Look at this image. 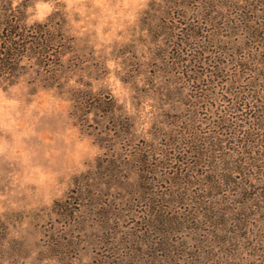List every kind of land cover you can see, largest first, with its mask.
Wrapping results in <instances>:
<instances>
[{
  "label": "rangeland",
  "instance_id": "374dc122",
  "mask_svg": "<svg viewBox=\"0 0 264 264\" xmlns=\"http://www.w3.org/2000/svg\"><path fill=\"white\" fill-rule=\"evenodd\" d=\"M186 2L180 5L169 0H152L134 33L120 24L119 28L125 31L118 35L114 25L108 33L100 32V42L79 39L91 31L93 25L90 21L97 14L86 5L78 6L75 11L82 19L76 20L74 13L72 18V24L76 26L73 34L78 38H70L66 24L62 31L69 40L62 58V63L72 69L71 72L67 69L69 81L59 88L45 87L40 82H30V78L24 76L19 84L12 86L36 90L27 111L29 115L33 111L38 114L31 123L17 121V126L23 129L19 135L34 138L27 144H18V159L21 160L23 175L20 172L8 175L14 177L13 185L18 184L26 198L13 199L21 191L0 193V238L12 229L13 224L21 229L34 230L39 241V264H76L77 259L83 264V254L91 255V264H264V200L255 201L263 209L249 207L250 217L243 221L244 226H234L235 217H238L235 212L243 198L224 194L219 201L225 203L232 197L237 204L233 206L236 209L234 213L225 216L230 224L219 227L217 222H188L186 228H181V233L169 229L170 241L160 240L159 243H162L156 246L153 239L158 236L145 223L150 218L149 210L154 207L155 201H159L158 205L170 210L176 217L195 212V216L201 218V214L198 215L199 207L192 200L197 185L190 189V197L181 193L178 203L165 196L173 190V180L168 176L179 170H187L195 162L194 158L187 156L190 149L184 143L174 145L176 140H181L179 135H184L187 129L188 117L192 113L187 105L188 99L196 94V84L189 86L186 71L203 72L206 69L202 63L186 62L193 60V50L183 47L180 39L187 23L201 26L202 36L206 39L215 34L214 25L206 22L207 14L199 15L202 5L193 0ZM256 2L219 0L217 3L223 8L215 7L218 20L244 16L242 8H246L247 3L255 5ZM49 6L55 7V2ZM97 6L101 8L102 19L108 16L115 19L117 13L105 0H100ZM119 14L124 15L123 9ZM127 15L135 18V5ZM203 39L199 38L198 43ZM113 40L121 42L115 51L109 46ZM128 41L131 42L124 46ZM232 41L229 40L226 45L231 47ZM85 43L88 49L82 47ZM93 47L94 52L90 50ZM219 49L212 42L206 44L208 54L205 58L208 64ZM236 49L240 51L243 47ZM102 51L111 54L112 58L107 63L117 71L105 75ZM234 69L232 64L226 72L233 74ZM78 77H82V80ZM89 80L95 88L103 85L111 89L116 99L113 100L107 91L93 94L83 90L86 89L85 82ZM224 80L226 78L216 87L223 94L230 89L223 83ZM68 89L81 90L70 94ZM3 91L0 89V92ZM106 98L111 100L110 107L99 103V100ZM3 103L18 107L22 101L5 98ZM209 103V111L205 108L200 110L201 116L215 119V115L210 113L225 107L224 103L218 99ZM53 108L63 111L65 116L72 112L64 138L77 139V151L74 153V164L65 169L58 183L55 196L59 198L54 201L52 193H48L41 203L39 190L34 195L28 186L41 185L56 175L40 162L41 159L56 158L60 151L57 121L41 118L46 110ZM244 115V118L249 116L245 112ZM40 118L41 124L37 127ZM196 126L207 134L213 131L210 123H197ZM178 150L184 151V154L177 153ZM164 151L172 155L163 158ZM82 153L87 154V159L83 158ZM32 155H37L35 162L31 159ZM144 159L149 160L147 167L158 175L143 174L142 169L147 167L140 161ZM196 169L199 174L210 175L212 165L202 163ZM144 177L154 179L153 183L145 184ZM238 177L236 180H241L243 174ZM254 178L248 179L254 187L253 197L263 195L264 174H257ZM198 181L202 183L200 179ZM198 181L195 184H200ZM155 193L160 197H155ZM64 200L69 204L57 206V202ZM21 209L32 214L3 215L13 210L18 213ZM160 227L162 230L169 228ZM12 234L19 235L14 230ZM164 244H171V247L166 249L167 245ZM12 251L17 257L26 254L19 242L13 243Z\"/></svg>",
  "mask_w": 264,
  "mask_h": 264
},
{
  "label": "trees",
  "instance_id": "16d2710c",
  "mask_svg": "<svg viewBox=\"0 0 264 264\" xmlns=\"http://www.w3.org/2000/svg\"><path fill=\"white\" fill-rule=\"evenodd\" d=\"M186 1L169 0L180 5L187 3ZM193 1L202 5L200 12L198 11L199 15L207 14L206 22L214 25L215 34L206 39L202 36L201 26L187 23L180 39L183 47L193 50V60L188 59L186 62L202 63L206 69L203 72L186 71L185 78L189 86L194 87L196 84V94L188 99L187 105L192 113L188 117L187 129L184 135H179L182 138L176 140L174 145L184 143L190 149L189 152L186 151L187 156L194 158L195 162L187 170H179L168 176V179L173 180V190L165 196L172 199L173 203H178L177 199L181 193L190 197V189L197 185L192 200L199 207L198 215L201 214V218L198 219L195 212H188L185 217H176L173 212L158 205L159 201H155L154 207L149 210L150 218L145 222L147 228L152 229L158 236L153 239L155 246L163 241H170V232L181 233V228H186L188 222H217L218 226L230 224L225 216L234 213L236 209L233 206L237 204L232 197H229L226 204L219 201L224 194L243 198V202L238 205V211L235 212L239 218L235 217L234 226H244L243 221L250 217L249 207L263 209L262 205L259 206L255 201L264 200V192L263 195L253 197L254 187L249 184L248 179H255L257 174H264L261 171H264V1L257 0L258 4L256 2L255 5L247 3V7L241 10L244 16L232 19L227 17L225 21L218 20V12L215 10V7L223 8L217 3L219 0ZM51 2H55V8H62L56 0ZM29 3L31 0H24L22 5L14 7L12 0H0V89L3 90L4 86L16 85L18 78L20 82L24 76H28L32 83L40 82L45 87L57 88L70 79L67 69L71 66L62 63L69 43L67 35L62 32L65 24L63 12L57 10L48 18L47 23H37L28 28L23 23V9ZM224 32L228 34L225 35ZM199 38H205L201 41L202 44L198 43ZM229 40H233L231 47L226 45ZM209 42L214 43L220 51L216 52L208 64L205 57L208 54L206 44ZM254 44L257 45L253 48ZM233 45L243 49L238 51ZM232 64L235 72L229 75L226 70ZM71 70L69 68L68 71ZM224 78L226 80L223 83L230 86V89L223 94L216 87ZM217 99L223 102L225 107L210 113L215 115V119L209 120L201 116L200 110H208L209 101ZM99 103L110 107L111 100L106 98L99 100ZM244 112L249 116L244 118ZM197 123H210L213 131L208 134L202 132L197 128ZM164 152L163 158L172 155L171 152ZM183 152L178 150L177 153L184 154ZM140 162L146 167L149 166L147 159ZM202 163L212 165L210 175L198 173L196 168ZM142 172L145 175L157 173L149 167L143 168ZM241 174L245 180H236ZM153 181L154 179L144 177L143 182L151 185ZM196 181L200 184H195ZM155 197L160 196L155 193ZM66 204H69L66 200L57 202V206L63 207ZM159 226L169 228L162 230ZM160 240L162 242L159 243ZM164 245H167L165 248L168 249L171 244Z\"/></svg>",
  "mask_w": 264,
  "mask_h": 264
},
{
  "label": "clouds",
  "instance_id": "9594fccd",
  "mask_svg": "<svg viewBox=\"0 0 264 264\" xmlns=\"http://www.w3.org/2000/svg\"><path fill=\"white\" fill-rule=\"evenodd\" d=\"M13 6H19L24 3V0H12ZM62 5L61 9L55 7H50L51 0H31L26 7H24L25 19L23 21L24 25L28 28H31L33 25L45 24L48 21V18L57 10H60L64 14L65 24L68 27V35L73 40H76V37L73 34V29L76 27L72 24V18L74 13V18L76 20L82 19L79 12L75 11V8L78 6H87L90 9H94L96 12V17L91 19L90 23L93 25L90 32L86 33L83 39L85 41L95 40L100 42L99 35L102 31L103 33H108L112 30L113 26L117 27V34H123L126 30L130 32H135L136 25L141 20L143 14L149 9V6L152 3V0H105L109 3L110 6L117 13L115 19L111 16H108L106 19L101 18V8L97 5L100 4V0H58ZM127 5V7H125ZM135 5V18L131 19L128 17L127 13L132 11V6ZM123 9L124 15L121 16L119 13ZM124 24L125 29H120L119 25ZM100 25H103L100 28ZM131 41L125 42L124 46H127ZM121 44L118 40H113L111 46L113 51L115 47ZM84 49H88V44L85 43L82 46ZM107 47V46H105ZM91 51H95V48H91ZM101 57L105 62L104 73L107 75L112 71H117L113 67L109 66L107 61L112 58L111 54H105L101 52ZM79 80H82V77H78ZM19 84V78L17 80ZM86 89L93 94H100L104 91H107L109 95H112L113 100L116 99L115 95L111 92V89L105 88L103 85L100 88H95L91 80L86 81ZM81 89H68L69 93L79 91ZM36 91V90H35ZM33 88H25L23 86L12 87L4 86V91L0 92V193H12L19 190V185H13V176L8 175V173L20 172L23 175V169L21 160L18 159L19 147L18 144H27L30 140H33L34 137H23L19 133L23 130L17 126V121L25 120L27 123L33 122V119L36 113L33 111L31 115L28 114V106L32 103V98L34 95ZM16 99L22 101L21 105L18 107H13L3 103L4 99ZM122 107V105H121ZM7 109V111H5ZM19 112V116L17 115ZM68 113V116H65L63 111H58L55 108L52 110H46L45 115L41 118L45 120L55 119L57 121L58 130L56 132L60 133L57 136V142L60 147L59 154L54 159H41V163L46 169H50L54 175L52 178L45 180L41 185H29L28 187L32 188L33 194L35 195L36 191L39 190L40 196L38 199L43 203L44 195L52 193L53 199H58L59 197L55 196L56 191L58 190V183L62 178V174L65 169L74 164V153L77 151V139L73 138L71 140H65L64 133L66 132L67 127L69 126L71 114ZM40 121L37 123V127L41 124ZM15 149V152L13 151ZM83 158L87 159V154L82 153ZM31 159L33 162L37 160V155H32ZM26 167V165L24 166ZM26 194L22 193L13 197V199H25ZM46 206V205H45ZM31 215L32 213H27L24 209H21L18 213L13 210L11 212H6L3 215L5 217L9 215ZM2 222V221H0ZM13 230L18 232L19 235H13ZM14 242H19L25 251L26 254L23 257H17L12 251V245ZM7 245V246H6ZM39 241L37 240V234L32 229H21L16 224H13L12 229L7 230L6 235L3 238H0V264H39ZM36 253L33 256V253ZM31 258V259H29ZM83 264H91V255L83 254ZM76 264H80V260H76Z\"/></svg>",
  "mask_w": 264,
  "mask_h": 264
}]
</instances>
